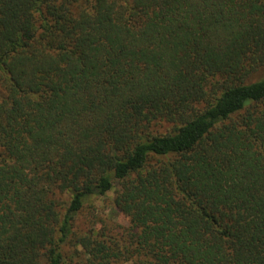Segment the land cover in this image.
<instances>
[{"label": "trees", "instance_id": "1", "mask_svg": "<svg viewBox=\"0 0 264 264\" xmlns=\"http://www.w3.org/2000/svg\"><path fill=\"white\" fill-rule=\"evenodd\" d=\"M0 264H264V0H0Z\"/></svg>", "mask_w": 264, "mask_h": 264}, {"label": "rangeland", "instance_id": "2", "mask_svg": "<svg viewBox=\"0 0 264 264\" xmlns=\"http://www.w3.org/2000/svg\"><path fill=\"white\" fill-rule=\"evenodd\" d=\"M110 198H112V194L108 195V199L110 200ZM98 207H99V215L102 217V219L105 221V224L107 225V227L110 228L116 225V224H120L122 226H126V221L120 216V215H115L111 209L109 205H106L103 202H98ZM82 218V217H81ZM80 218V219H81ZM79 219V220H80ZM81 222V221H80ZM79 224V223H78ZM79 226H82L81 224H79Z\"/></svg>", "mask_w": 264, "mask_h": 264}]
</instances>
